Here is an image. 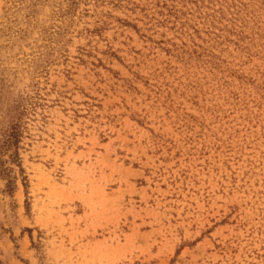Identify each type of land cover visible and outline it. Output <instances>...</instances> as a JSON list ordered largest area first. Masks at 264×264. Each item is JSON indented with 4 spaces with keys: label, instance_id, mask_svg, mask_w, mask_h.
<instances>
[{
    "label": "rangeland",
    "instance_id": "obj_1",
    "mask_svg": "<svg viewBox=\"0 0 264 264\" xmlns=\"http://www.w3.org/2000/svg\"><path fill=\"white\" fill-rule=\"evenodd\" d=\"M0 264H264V0H0Z\"/></svg>",
    "mask_w": 264,
    "mask_h": 264
},
{
    "label": "trees",
    "instance_id": "obj_2",
    "mask_svg": "<svg viewBox=\"0 0 264 264\" xmlns=\"http://www.w3.org/2000/svg\"><path fill=\"white\" fill-rule=\"evenodd\" d=\"M16 137H17V134L12 130L11 131V134H9L8 136H7V138L5 139V142L6 143H10L11 142V140H14V145L16 144ZM10 140V141H9ZM12 145H13V142H12Z\"/></svg>",
    "mask_w": 264,
    "mask_h": 264
}]
</instances>
